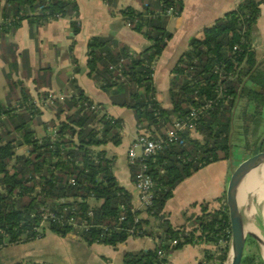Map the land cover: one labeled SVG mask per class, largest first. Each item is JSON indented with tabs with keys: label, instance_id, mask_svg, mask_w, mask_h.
I'll return each mask as SVG.
<instances>
[{
	"label": "trees",
	"instance_id": "trees-1",
	"mask_svg": "<svg viewBox=\"0 0 264 264\" xmlns=\"http://www.w3.org/2000/svg\"><path fill=\"white\" fill-rule=\"evenodd\" d=\"M101 1L112 13L115 0ZM263 5L264 0H244L191 41L170 75L171 110H164L155 99L152 68L171 39L166 11L173 9L178 17L182 0H150L141 12L132 8L120 12L121 26L149 44L138 54L115 39L93 38L88 43L87 77L112 105L131 111L138 131L150 141L175 134L164 151L129 165L132 182L144 167L152 183L150 206L144 211H134L133 197L119 187L113 160L104 150L107 145H121L122 121L86 97L74 79L66 81L62 92L72 93L71 97L49 106L53 119L46 123L24 88L13 93L12 103H0V251L33 241L34 230L49 212L64 220L48 221L44 236L74 234L89 247L116 249L133 231L155 242L152 251L125 254L122 264H167L168 260L160 261L159 251L172 254L198 244L213 248L205 253L206 264H225L231 230L221 200L219 210L204 205L199 216L180 227L170 224L164 209L177 186L209 165L227 162L233 149H264V67L258 66L250 49V35ZM59 18L68 19L73 36L79 35L75 0H6L1 22L10 23L0 25L1 41L23 21L44 27ZM50 76L45 68L36 73L39 100L48 96L42 89L49 88ZM6 79L9 91L17 89L10 77ZM192 112L197 114L194 132L201 140L191 131H176L169 120L174 116L187 123ZM70 219L74 225L66 223ZM220 243L226 244L223 251L217 250ZM243 264H264L253 240H247Z\"/></svg>",
	"mask_w": 264,
	"mask_h": 264
},
{
	"label": "crops",
	"instance_id": "crops-1",
	"mask_svg": "<svg viewBox=\"0 0 264 264\" xmlns=\"http://www.w3.org/2000/svg\"><path fill=\"white\" fill-rule=\"evenodd\" d=\"M5 1L0 0L1 8ZM75 1L81 26L77 37L71 32L70 21L61 19L44 27H36L23 21L13 35L5 36L3 41L0 38V103L3 105L12 103L13 93H18V88H24L30 93L36 106L41 109V120L46 123L53 119V114L49 106H38L41 104L39 92H35L34 85L37 71L43 68L50 71V86L42 89L47 93H62L67 88L66 81L74 79L86 97L103 106L110 117L122 121L121 145L119 147L107 145L104 150L113 160L112 173L119 187L132 195L133 205L139 208L127 155L130 147L143 133L138 131L133 113L113 106L109 97L87 77L86 64L87 46L93 38L115 39L127 46L133 54L142 52L149 45L148 42L129 27L121 26L120 12L126 8L141 12L150 0H115L112 13L101 0ZM243 1L182 0L181 14L178 17H169L166 31L171 35V39L153 67V85L157 92L155 99L164 110H171L168 97L171 72L187 51L191 41L200 38L203 29L214 21L237 10ZM250 49L256 55L258 66L264 67V5L260 8V16L250 35ZM73 60L76 63H73ZM75 69L78 71L77 74ZM6 77H10L11 82L17 87L13 92L8 90ZM169 120L174 124L177 119L171 116ZM192 137L201 140L194 131ZM137 151L139 152L136 156L140 157L141 151L136 149ZM240 152L239 149H233L232 159L239 158ZM228 164L229 160L209 165L175 188L173 197L166 203L164 209L173 227L185 225L187 220L199 216L204 205H208L209 210L220 209ZM219 200L222 203H219ZM154 247L155 242L150 238L135 236L129 237L116 249L102 245L89 247L79 241L74 234L60 238L49 233L42 239H34L27 244L6 247L0 251V262L3 260V264H122L125 254L152 251ZM212 250L211 246L204 244L188 245L172 253L167 264H206L205 253L213 252Z\"/></svg>",
	"mask_w": 264,
	"mask_h": 264
},
{
	"label": "built area",
	"instance_id": "built-area-1",
	"mask_svg": "<svg viewBox=\"0 0 264 264\" xmlns=\"http://www.w3.org/2000/svg\"><path fill=\"white\" fill-rule=\"evenodd\" d=\"M166 15H168V17H176L173 9H168L166 11ZM59 20L61 19L59 18L55 21H59ZM9 23H10L9 21H6V22L4 21V22H0V25L9 24ZM119 81H124L123 75H119ZM71 95L72 93H69L68 95H64L63 93H59V94L48 93V96L46 97V99L39 100L41 104L40 105L37 104V105L38 106L42 105L45 107L50 106L53 104L54 101L63 102L65 99H69ZM92 109L95 110L96 112H99V108L96 106H93ZM196 120H197V114L195 112H192L189 118L187 119V123H181L176 120L173 126L176 131L187 130V131L192 132L194 131L193 123ZM174 138H175L174 132H169L165 140H159V141H150L144 136L139 137L137 141L128 150L127 157H128L129 165H133L134 162L138 159L144 160L150 156L157 155L158 153L164 151L166 147L174 140ZM136 149H139L141 151L140 157L136 156ZM134 178L135 179H134L133 185H134L135 192L137 193L138 202H139V208L135 207L134 211H144L147 207L150 206V200L152 198V195H151L152 183H151V180L145 176L144 167L141 168L140 172ZM134 211L133 213H135ZM63 212H66V209ZM50 220L55 221L57 223H63L64 219L62 217H58L56 219L53 214H50L49 212H44L41 223L39 224L38 228L34 230V233H35L34 239H42L44 237V234L46 232L47 223ZM66 223L68 225H74L72 219L66 220ZM130 234L132 236L138 237V235L135 234L133 231H131ZM161 242H166V241L164 238H162ZM159 243L160 242H157V244ZM176 243H177L176 241H171L172 245H176ZM225 245H226L225 243H220L218 250L223 251L225 249ZM170 256L171 254H168L165 251L158 252V257L160 261L169 260ZM160 264H164V263L162 262Z\"/></svg>",
	"mask_w": 264,
	"mask_h": 264
},
{
	"label": "water",
	"instance_id": "water-1",
	"mask_svg": "<svg viewBox=\"0 0 264 264\" xmlns=\"http://www.w3.org/2000/svg\"><path fill=\"white\" fill-rule=\"evenodd\" d=\"M264 166V150H258L232 159L230 154L228 170L223 184L222 200L225 212L228 218V223L231 230V241L229 244V253L226 263L229 260V255L232 252L233 258L230 264H243L247 240H253L257 244L259 250L261 245H264V238L257 235L248 234L245 226L239 216L237 208V182L245 169L254 168L259 170ZM252 225V224H251ZM257 231L258 228L253 227ZM261 257L262 252L260 251ZM264 261V259H263Z\"/></svg>",
	"mask_w": 264,
	"mask_h": 264
},
{
	"label": "bare ground",
	"instance_id": "bare-ground-1",
	"mask_svg": "<svg viewBox=\"0 0 264 264\" xmlns=\"http://www.w3.org/2000/svg\"><path fill=\"white\" fill-rule=\"evenodd\" d=\"M248 168L243 171L237 182V208L239 216L243 222L248 234L256 235L257 230L250 223V216L253 214L251 198L257 196L264 203V166L259 170ZM260 251L264 259V245H261ZM233 253L229 255V260L225 264H230Z\"/></svg>",
	"mask_w": 264,
	"mask_h": 264
},
{
	"label": "rangeland",
	"instance_id": "rangeland-1",
	"mask_svg": "<svg viewBox=\"0 0 264 264\" xmlns=\"http://www.w3.org/2000/svg\"><path fill=\"white\" fill-rule=\"evenodd\" d=\"M38 134L42 135V132L40 130L38 131ZM264 150V149H261ZM241 152L238 153L239 156L252 153L251 148L247 147L245 151L240 150ZM137 151L136 153H138ZM251 203L253 207V214L250 216V223L252 224L253 227H255V223H257L262 229L257 231V236L263 237L264 238V203L261 201L257 196H253L251 198ZM257 228V227H255ZM4 261L0 262V264H3Z\"/></svg>",
	"mask_w": 264,
	"mask_h": 264
}]
</instances>
